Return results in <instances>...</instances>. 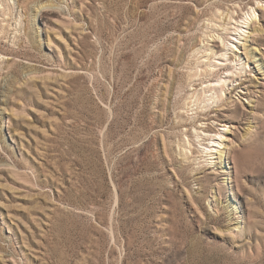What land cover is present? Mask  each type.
Segmentation results:
<instances>
[{
  "label": "rangeland",
  "instance_id": "rangeland-1",
  "mask_svg": "<svg viewBox=\"0 0 264 264\" xmlns=\"http://www.w3.org/2000/svg\"><path fill=\"white\" fill-rule=\"evenodd\" d=\"M18 1L0 264H264V0Z\"/></svg>",
  "mask_w": 264,
  "mask_h": 264
},
{
  "label": "bare ground",
  "instance_id": "bare-ground-1",
  "mask_svg": "<svg viewBox=\"0 0 264 264\" xmlns=\"http://www.w3.org/2000/svg\"><path fill=\"white\" fill-rule=\"evenodd\" d=\"M29 0H19L18 2L19 3H21V2H28ZM23 5V4H22ZM41 5V4H40ZM47 5H43V6H39L40 8H42V7H46ZM26 7V6H25ZM23 9V8H22ZM209 10V8L208 9H205V12H207ZM254 15L256 16L257 14H256V11L254 10ZM249 16H250V19H249V17H248V20H253V18H252V15L251 14H249ZM244 23H247L248 24V22H247V20H244L243 21ZM242 31V30H241ZM241 33V32H240ZM243 33V32H242ZM221 80V81H220ZM222 82H224V83H226L227 82V79H224V80H222V79H219V82L218 83H216V84H208V85H206L205 87H211V86H213L212 87V89H214V90H216L217 92L219 91V89L217 88V86H219L220 85V83H222ZM224 87V86H223ZM222 87V90H224V88ZM211 91V89H209V90H207V89H203V94L205 95V97L207 98L209 95L207 94L208 92H210ZM212 95V94H211ZM194 96V95H193ZM218 96V95H217ZM220 96V95H219ZM200 97V96H199ZM196 99V98H195ZM202 99V98H201ZM213 99V97H210L208 100H206V99H203V100H198V101H201V103H203V102H206V105H205V107H208V105H209V103H208V101H211ZM221 99V98H220ZM211 105V104H210ZM223 105V104H222ZM200 108H201V106H200ZM204 108V107H203ZM200 110V109H199ZM203 111V110H202ZM202 113V112H201ZM203 115H204V117L206 118V117H208L207 119H209L210 120V117H209V112H204V113H202ZM215 120H217V119H215ZM218 124V123H217ZM219 125V124H218ZM226 126V125H225ZM211 132H215L214 131V127H213V125H211L210 123L208 124V125H205L203 128H202V132L198 135V137L200 138L201 136H202V134L203 133H205V135L206 134H208V133H211ZM215 134V133H214ZM216 135H220L221 137H223V135L221 134V132H219V131H216ZM208 136V135H207ZM202 139H210V138H202ZM200 140V139H199ZM211 141V140H210ZM215 142L216 144H218V145H222V143L223 142H217V139H215V138H213V140H212V142ZM202 145V144H201ZM218 145H212V146H208V145H204L205 147H201L202 148V150H201V152H202V154L204 153V154H207V155H213V154H215L214 152L215 151H213L212 150V147L214 148V146L215 147H218ZM219 147H221V146H219ZM225 149H226V146L225 147H223V149H222V153H225ZM221 154V153H220ZM223 157V155L221 154V158ZM245 171V170H244Z\"/></svg>",
  "mask_w": 264,
  "mask_h": 264
}]
</instances>
